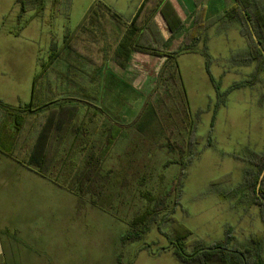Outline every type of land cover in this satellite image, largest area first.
I'll return each instance as SVG.
<instances>
[{
  "label": "rangeland",
  "instance_id": "374dc122",
  "mask_svg": "<svg viewBox=\"0 0 264 264\" xmlns=\"http://www.w3.org/2000/svg\"><path fill=\"white\" fill-rule=\"evenodd\" d=\"M54 1L46 0L42 14L36 17V7L28 3L20 18V5L16 0H0V101L6 105L18 107L29 103L30 89L41 63L48 60L55 46H61L65 34L74 28L93 0H60L57 6ZM102 1L131 19L142 0ZM172 1L184 21L182 28L172 38L169 36L165 45L154 44L147 28L143 44L168 51L178 49L193 16L204 6L210 12L206 24L212 22L196 46L198 52H184L178 58L194 120V134L200 139L194 147L196 155L186 167L180 195L173 191L172 183L181 169L178 165L163 168L175 155L163 147L162 136L154 137L155 118L149 109L139 119L138 126L123 133L103 164L105 171L115 173L108 189L114 199L111 211L115 216L90 206L77 215L72 194L37 178L35 173L4 156L6 159L0 158V228L17 229L18 236L31 245L28 250L0 237L5 264H116L118 256L123 264H183L175 258L156 224L142 240L120 243L135 214L150 205L148 197L154 199L170 193L168 211H173L172 216L191 231L189 240L212 244L228 239L229 246H240L249 245L251 237L259 234L263 238L261 260L264 264V223L258 205L252 203L251 192L241 186L245 172L255 169L247 159L248 154L264 150V72L263 80L254 86L235 89L219 97L200 54L204 46L209 55L210 73L220 93L235 83H243L254 69V63L244 65L233 60L245 51L247 41L238 24L223 23L221 19L224 11L234 5V0H202L198 5L191 0ZM258 1L264 6V0ZM32 16L29 24L23 26ZM17 30L19 34L14 35ZM157 37L159 43L163 41L159 34ZM137 54L142 53L131 54L125 71L114 66L113 72L105 70L107 80L116 72L114 79L118 85L110 87L112 94L107 92L106 86L97 94L93 83L99 74L94 71V65L67 51L39 78L37 91L42 81L51 80L57 95L50 97L61 100L68 97L65 91L79 90L70 80H80L86 84L87 94L93 97L96 92L101 98V107L107 114L129 123L153 98L157 76L146 73L147 68L154 69L157 57ZM39 100L37 98V103ZM95 103L98 105L97 101ZM100 122L96 116L84 121L89 137ZM7 124L8 132L10 119ZM209 139L212 145L206 146ZM80 144L81 140L75 145L72 136L67 138L65 151L73 148L75 161ZM175 198L178 205H174ZM170 227L169 222L161 224L163 232Z\"/></svg>",
  "mask_w": 264,
  "mask_h": 264
},
{
  "label": "trees",
  "instance_id": "16d2710c",
  "mask_svg": "<svg viewBox=\"0 0 264 264\" xmlns=\"http://www.w3.org/2000/svg\"><path fill=\"white\" fill-rule=\"evenodd\" d=\"M191 1L198 5L202 0ZM54 2V6L60 4V0ZM16 3L20 5V18L26 12L28 3L36 7V17L42 14L46 0H16ZM157 14L164 21L171 38L184 24L177 7L170 0H142L131 19L125 18L102 0H93L74 28L65 34L61 46H55L48 60L41 63L40 72L32 83L29 103L11 107L0 101V154L72 194L76 200L77 215L90 206L115 216L111 211L114 199L108 191L115 173L111 170L105 171L103 164L123 133L138 126V121L146 109L151 110L155 118L152 129L154 137L162 136L163 147L175 155L163 164V168L178 165L181 169L179 177L173 180V191H177L179 195L182 191L186 167L196 155L194 147L200 139L194 134V120L178 57L184 52L196 51L205 29L212 22L206 24L209 19L208 8L202 7L193 16L182 45L174 51H168L142 43L147 28ZM32 19L33 16L25 20L23 26ZM221 19L223 23L238 24L247 41L245 51L234 56L233 60L244 65L254 63L249 78L220 93L219 86L210 73L209 55L204 46L200 54L205 59L206 73L218 96L223 98L232 90L254 86L263 80L264 6L258 0H234V5L224 11ZM19 32L17 30L14 35ZM64 51L93 64L98 74H101L107 62L125 70L133 52L164 58L152 90L153 98L146 102L144 111L142 109L131 122L126 123L107 114L103 107L96 105V97L87 93L77 95L78 93L70 92L66 95L68 97L61 100L50 97L54 94L40 97L37 81L61 59ZM37 98L42 100L37 103ZM94 116L99 117L101 122L93 136L89 137L90 133L84 121ZM78 118L80 119L77 122ZM8 119L10 126L7 132ZM69 136L73 137L75 145L81 140L77 161L72 157L73 148L69 147L70 152L65 151ZM211 145V140H207L206 146ZM247 159L255 169L245 172L241 186L245 191L251 192L252 203L258 205L264 223V150L259 153L250 152ZM171 194L154 199L149 196L150 205L135 214L128 223L127 232L120 238V243L124 245L142 240L153 224H156L158 232L168 241L175 258L183 264H262L263 238L259 234L251 237L249 245L240 246H229L228 239L212 244L189 240L191 231L172 216L173 211H168L166 204ZM177 198L174 205L179 204ZM162 222H169L170 229L163 232ZM116 264H123L120 256L116 258Z\"/></svg>",
  "mask_w": 264,
  "mask_h": 264
},
{
  "label": "crops",
  "instance_id": "0c3cea01",
  "mask_svg": "<svg viewBox=\"0 0 264 264\" xmlns=\"http://www.w3.org/2000/svg\"><path fill=\"white\" fill-rule=\"evenodd\" d=\"M172 3H173V1L172 0H170ZM174 4V3H173ZM136 8H137V6H136ZM135 8V9H136ZM192 8H190L189 9V11L191 10ZM209 14H210V12H209ZM29 24V23H28ZM27 24V25H28ZM26 25V26H27ZM148 33L151 35L150 37H151V39H152V42L155 44H163V45H165V41L167 40V38H169V36H170V34H169V32L167 31V28H166V25H165V23H164V21L162 20V18H161V16L159 15V14H157V16L154 18V22L150 25V27H149V29H148ZM164 33V34H163ZM158 34H159V37H162V42H160L159 43V41H157V39H159L157 36H158ZM153 35H154V37H153ZM158 42V43H157ZM136 55V54H135ZM135 55L133 56V58L135 57ZM137 55H140V56H146V57H151V58H153L152 56H149V55H146V54H137ZM180 56V55H179ZM154 58H156V57H154ZM179 58V57H178ZM157 59V62H156V66L154 67V69L152 70L151 69V67H149V68H147L148 69V71L146 70V73H148V74H151V73H153L154 74V76H156L157 75V68L159 69V67H160V65H161V63L163 62V58H161V59H163L162 61H160V58H156ZM112 66H114V67H116V68H118L117 66H115L114 64H112L111 62H107L106 64H105V68H104V70H102L100 73L101 74H99L98 75V80H96L95 79V81H94V87H96L97 88V94L99 93V90L101 89V87H107V92L110 94H112L113 92H112V90H110V87H115V86H117L118 84H117V82L115 81V79H114V77H115V74H116V72H114V77L112 76V74H111V76L109 77V80H107V76H106V72H105V70H108V69H110L111 70V72H113L112 71ZM94 71H95V69H94ZM123 71H125V70H123ZM48 72V71H47ZM156 72V73H155ZM37 73V72H36ZM36 73H34V75L36 74ZM81 75L83 74V72H79ZM78 73V74H79ZM47 74V73H46ZM34 75L32 76V79H33V77H34ZM80 75V76H81ZM83 77V76H82ZM71 79V78H70ZM103 80H104V82H103ZM111 82H113V85H109ZM46 83V84H45ZM51 83H52V81L51 80H46V81H42V86H41V89L38 91L39 92V94H41V95H45V94H55V92H54V89H53V87L51 86ZM70 83L72 84V86L74 85V86H77L78 87V91H65L67 94L68 93H70V92H73V93H78L77 95H80V94H83V93H86V88H87V86H86V84H83V82H81L80 80H77V81H74V80H70ZM109 83V84H108ZM67 84H69V82L67 81ZM109 88V89H108ZM60 93V92H59ZM96 94V92H94V97H96V100H97V103H98V105H100L101 106V104H100V102H101V98H98V95ZM29 97H31V89H30V93H29ZM28 102H25V104H27ZM24 104V105H25ZM110 107H111V105H110ZM0 158H2V159H6L2 154H0ZM3 162H5V161H3ZM20 166V165H19ZM21 167V166H20ZM25 170H27L26 168H24ZM27 171H29V170H27ZM30 172V171H29ZM33 175H35L34 173H33ZM37 178H39L37 175H35ZM0 237L1 238H5L9 243H11V244H15V245H17V246H21V247H23V248H26V249H28V250H31V248H30V244L29 243H27V242H25L21 237H19L18 236V230L17 229H13V230H11L10 228H8V227H1L0 228ZM34 253H36L37 254V252H34ZM0 264H5V262H4V252H3V247L1 246V243H0Z\"/></svg>",
  "mask_w": 264,
  "mask_h": 264
},
{
  "label": "water",
  "instance_id": "95a60500",
  "mask_svg": "<svg viewBox=\"0 0 264 264\" xmlns=\"http://www.w3.org/2000/svg\"><path fill=\"white\" fill-rule=\"evenodd\" d=\"M260 182V181H259ZM258 188H259V186H258ZM258 188H257V193H258Z\"/></svg>",
  "mask_w": 264,
  "mask_h": 264
}]
</instances>
